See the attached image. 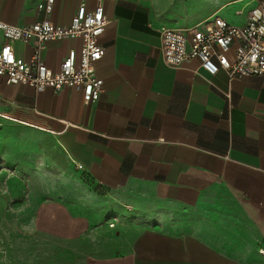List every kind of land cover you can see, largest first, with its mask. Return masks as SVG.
Segmentation results:
<instances>
[{
	"label": "crops",
	"instance_id": "0c3cea01",
	"mask_svg": "<svg viewBox=\"0 0 264 264\" xmlns=\"http://www.w3.org/2000/svg\"><path fill=\"white\" fill-rule=\"evenodd\" d=\"M40 2L0 0V21L68 26L79 8H103L104 92L86 105L71 88L38 92L0 77V177L55 169L79 181L74 203L95 210L58 213L73 217L75 240L96 223L89 251L77 247L86 264H264V76L230 81L198 60L170 67L159 30L191 27L144 1L56 0L50 14ZM13 45L30 59L32 43ZM80 47L49 42L42 59L58 72Z\"/></svg>",
	"mask_w": 264,
	"mask_h": 264
},
{
	"label": "built area",
	"instance_id": "2783aa9c",
	"mask_svg": "<svg viewBox=\"0 0 264 264\" xmlns=\"http://www.w3.org/2000/svg\"><path fill=\"white\" fill-rule=\"evenodd\" d=\"M255 1L242 25H232L223 17L214 16L184 30L161 28L166 64L178 68L198 60L200 69L208 75L224 71L230 81L264 76V0ZM55 4L56 0H41L38 7L50 14ZM107 25L102 7L93 11L79 8L68 26L59 27L48 21L12 26L0 21V31L7 41L0 48V77L7 85L29 86L38 92L71 88L82 93L86 105L96 103L104 92L96 64L105 56L99 38ZM64 40H79L81 47L79 51H69L60 70L54 72L47 67L42 54L47 43ZM15 42L33 44L28 61L16 56Z\"/></svg>",
	"mask_w": 264,
	"mask_h": 264
},
{
	"label": "rangeland",
	"instance_id": "374dc122",
	"mask_svg": "<svg viewBox=\"0 0 264 264\" xmlns=\"http://www.w3.org/2000/svg\"><path fill=\"white\" fill-rule=\"evenodd\" d=\"M139 1L149 4L164 21L181 27H194L214 16L240 25L257 3L255 0ZM78 184L73 176L58 175L55 169L45 175L0 177V264H86L87 256L80 254L77 247L82 245L83 253L89 251V232L96 223L82 226V238L75 240L73 217L58 213L65 205H70V210L77 206L81 213L95 210V204L88 199L74 203V196L81 195L75 187Z\"/></svg>",
	"mask_w": 264,
	"mask_h": 264
},
{
	"label": "bare ground",
	"instance_id": "6f19581e",
	"mask_svg": "<svg viewBox=\"0 0 264 264\" xmlns=\"http://www.w3.org/2000/svg\"><path fill=\"white\" fill-rule=\"evenodd\" d=\"M179 3V2H178ZM187 8V7H186Z\"/></svg>",
	"mask_w": 264,
	"mask_h": 264
}]
</instances>
